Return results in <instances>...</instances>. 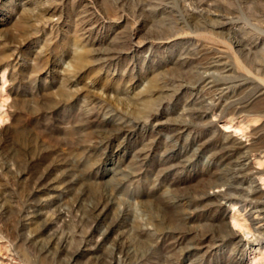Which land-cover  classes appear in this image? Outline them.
Here are the masks:
<instances>
[{
    "label": "rangeland",
    "instance_id": "rangeland-1",
    "mask_svg": "<svg viewBox=\"0 0 264 264\" xmlns=\"http://www.w3.org/2000/svg\"><path fill=\"white\" fill-rule=\"evenodd\" d=\"M217 57L234 77L207 89ZM239 152L263 187L264 0H0V264H264L237 200L205 198L250 183Z\"/></svg>",
    "mask_w": 264,
    "mask_h": 264
},
{
    "label": "bare ground",
    "instance_id": "bare-ground-1",
    "mask_svg": "<svg viewBox=\"0 0 264 264\" xmlns=\"http://www.w3.org/2000/svg\"><path fill=\"white\" fill-rule=\"evenodd\" d=\"M210 12V11H208ZM213 15H218L217 13H215L214 11L212 12ZM220 23V22H219ZM226 23V22H225ZM90 29V28H89ZM178 36V35H177ZM176 37V36H175ZM87 38V37H86ZM142 41V40H141ZM143 43V41H142ZM245 45V44H244ZM243 46V45H242ZM221 53V52H219ZM104 57V56H103ZM108 57V55H107ZM215 58V57H214ZM99 59V58H98ZM110 59H113L112 57L110 58H102L99 59V62H97L98 64H102L105 65L109 62ZM213 60V59H212ZM238 61V60H237ZM238 65V64H237ZM102 68L104 66H101ZM241 68V67H240ZM245 70V69H244ZM247 70V69H246ZM203 71V70H202ZM235 69L233 68V66L231 64H229L227 61H224L222 57H217L216 59H214L211 63H209L207 65V67L205 68V70L203 71V81L205 82V86L207 89H211L214 87V82L215 79L217 77H222V78H233L234 76L232 75L234 73ZM246 73V71H245ZM244 73V74H245ZM249 75V73H247ZM252 74V73H251ZM254 75V74H253ZM238 77V76H237ZM246 77V76H245ZM229 79V80H233V79ZM248 79V78H246ZM244 79V80H246ZM259 79V78H257ZM240 80V79H239ZM253 80V79H252ZM243 82V80H241ZM240 82V81H239ZM199 83V82H198ZM203 83V82H202ZM234 83V82H233ZM237 83V82H236ZM200 84V83H199ZM218 84V83H217ZM204 86V87H205ZM248 86V85H247ZM250 86V85H249ZM203 87V86H202ZM241 87V86H240ZM218 88V87H217ZM226 87H221L220 89L223 90ZM226 90V89H224ZM234 90V89H233ZM240 91V90H239ZM217 100V99H216ZM220 105L217 103V108ZM215 108V107H214ZM247 108V107H246ZM108 111V110H107ZM110 112V111H109ZM239 113V112H238ZM88 118H94V113L92 112V110H88L86 111L85 114ZM246 115V114H245ZM105 116V115H103ZM113 116V115H112ZM129 117V116H128ZM96 118V116H95ZM112 117L107 116L106 120H104L105 122H109L111 121ZM116 118V117H115ZM126 118V116H125ZM124 118V119H125ZM144 119V118H143ZM92 120V119H91ZM122 120V118H121ZM141 120V119H140ZM139 119L137 121H120L118 122L117 125V130L116 132L120 133V132H125V134L129 131H133L136 130L139 125H147V122L142 123V121H140ZM99 121V120H98ZM103 121V122H104ZM165 122V121H164ZM96 123V122H95ZM115 124V123H114ZM100 125V124H99ZM160 125V124H159ZM103 125H101L102 127ZM164 126V125H163ZM103 128V127H102ZM171 128L175 130V134L178 136H181L184 134L185 130H186V126L182 123L179 122H175L171 124ZM170 128V129H171ZM101 129V128H100ZM102 130V129H101ZM158 131V130H157ZM173 133V132H172ZM250 138V137H249ZM179 140V139H178ZM223 144V143H222ZM247 145L249 144H244L242 140L233 137L231 135H228V137L226 138V140L224 141V145H223V149L226 153L225 158H230L232 155H234L236 153V150H238L239 148H246ZM263 147V146H262ZM202 150V149H201ZM221 150V149H220ZM115 151V150H114ZM121 150H117V154L120 153ZM241 152V151H240ZM238 153V162H240V166L242 169V172L237 175L238 178H243L242 181H244L245 177H246V173H250L251 175H253L251 181H249L250 183H248L247 186H245V184L243 182L239 183V186H236L237 191H226L225 188H232L233 184L231 183H225V182H220V183H216L213 184L209 190L205 193V198L207 199H217L219 198L218 204L222 205L225 203H229L231 201H235L233 199H236L237 202L235 203V207H240V210L242 211H246V218L248 219V221L251 224L252 229L254 230V233L256 234L255 236H259V235H263L264 234V185L262 187L261 183H259V180H262L263 176H262V172L261 170L257 169L256 167L251 168L250 167V161H249V157L247 155ZM141 153V152H140ZM195 154V153H194ZM189 155V154H188ZM254 155V154H253ZM260 155V154H259ZM173 156V155H172ZM109 157V156H108ZM107 157V158H108ZM139 157V155L137 156ZM140 157H142V155H140ZM190 157V156H189ZM183 158L181 159V162L179 164V166L181 167H190L194 164V160L192 158ZM219 159V158H218ZM142 160V159H141ZM255 160V159H253ZM109 161V158H108ZM112 162V161H111ZM117 163V162H116ZM114 163V165L116 164ZM173 164V163H172ZM220 164V163H219ZM117 168V167H116ZM115 168V169H116ZM218 168V167H217ZM114 167H111L107 170V173L112 172L111 175L113 174H119V171L115 170ZM173 169V168H172ZM178 170V169H177ZM181 170V169H180ZM213 170V169H212ZM214 171V170H213ZM227 171V170H226ZM215 172V171H214ZM225 172V171H224ZM235 172V171H234ZM220 173V172H219ZM237 174V173H236ZM66 175V174H65ZM214 175V173H213ZM217 175V174H216ZM228 176V175H226ZM250 176V175H249ZM55 177V176H54ZM53 177V179H54ZM223 177V176H222ZM62 178V177H61ZM213 178V177H211ZM215 178V177H214ZM221 178V177H220ZM235 178V177H234ZM52 179V178H51ZM50 179V180H51ZM56 179V178H55ZM247 179V178H246ZM245 179V180H246ZM64 181V180H63ZM47 182V181H46ZM70 182V181H69ZM62 183V182H61ZM70 184V183H69ZM60 185V184H59ZM57 184L56 181L51 180L49 181L47 184L43 185L40 189V191H42L43 193L49 194L50 197H56L57 192H59V190H61L60 186ZM68 187V186H67ZM65 190V188H64ZM67 191V190H66ZM63 192V191H62ZM60 194V193H59ZM58 196V195H57ZM59 197V196H58ZM52 199V198H51ZM190 199V198H189ZM173 202V201H172ZM207 202V201H206ZM168 203V202H167ZM105 205V204H104ZM102 214H105L106 212V207L104 206V209L101 210ZM101 215V214H100ZM107 216V215H106ZM100 217V216H99ZM232 220L234 221V224L237 225L238 222L236 221V218H232ZM111 228V227H110ZM150 230V229H149ZM152 232V231H151ZM257 236V237H258ZM207 239V238H206ZM259 239V238H258ZM196 240V239H195ZM213 240V239H212ZM222 241H227L230 242L232 241L235 244L236 248H240L242 251V255L243 253H246V246L244 244V239L243 237L237 232L235 231V229H231L229 230L228 234L226 235V239L222 238ZM193 242V241H192ZM198 242V241H197ZM204 242V241H203ZM202 242V243H203ZM191 243V242H190ZM214 243V242H213ZM193 244V243H192ZM198 245V244H197ZM190 245L187 246L184 250L185 254L188 256L194 252H198L201 249H203L204 245ZM216 244H213V247ZM219 247V244L216 245ZM223 246L222 244H220V247ZM212 247V246H211ZM235 249V248H234ZM195 254V253H194ZM186 257V256H185ZM241 257V256H240ZM239 257V258H240ZM241 259V258H240ZM119 261V260H118ZM116 264H119V262L121 263V260ZM240 261V260H239ZM122 263H125L122 262ZM233 263V262H232ZM242 263V262H241ZM229 264V263H228ZM231 264V263H230ZM243 264V263H242Z\"/></svg>",
    "mask_w": 264,
    "mask_h": 264
}]
</instances>
